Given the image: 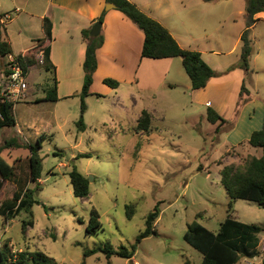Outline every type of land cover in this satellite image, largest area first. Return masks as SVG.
Returning a JSON list of instances; mask_svg holds the SVG:
<instances>
[{"label":"rangeland","instance_id":"obj_1","mask_svg":"<svg viewBox=\"0 0 264 264\" xmlns=\"http://www.w3.org/2000/svg\"><path fill=\"white\" fill-rule=\"evenodd\" d=\"M213 61L211 69L218 74L229 72L238 59L235 54H224ZM30 69L27 94L13 109L16 126L0 129V155L15 166L16 178L26 181L28 150H1V146L11 138L23 145L34 143L44 134L46 139L38 151L41 189L35 192L38 203L32 207L31 215L21 213L10 221L0 216L1 249L6 244L10 254L25 249L41 251L58 264H200V253L183 240L187 226L195 221L217 232L230 210L235 220L256 224L263 230L258 254L242 257L237 264H264V208L229 199L220 182L224 165H240L248 155L259 156V150L242 145L238 134L233 137L241 144L228 149V132L216 133L217 126L191 116L189 110L157 116L150 130L142 133L131 111L127 114L126 99L125 104L113 109V93L86 97L83 122L112 112L115 122L79 132L69 121L79 115V97L35 103L51 86V78L44 67ZM96 89L97 93L102 90ZM120 92L126 94V89ZM239 104L229 123L235 121ZM73 166L89 182L86 199L73 195L68 177ZM28 188L34 185L28 184ZM15 189L14 183L3 182L0 203L11 198ZM157 205L160 215L154 225L155 234L137 245L132 262L116 256L107 260L103 253L83 257L85 250L106 241L114 249H130L145 229L146 216ZM127 206H133L131 219L126 216ZM92 207L99 215L101 228L97 234L88 235L85 229ZM29 220L33 226L23 233L22 222Z\"/></svg>","mask_w":264,"mask_h":264},{"label":"crops","instance_id":"obj_2","mask_svg":"<svg viewBox=\"0 0 264 264\" xmlns=\"http://www.w3.org/2000/svg\"><path fill=\"white\" fill-rule=\"evenodd\" d=\"M128 1L167 29L181 49L200 53L210 68L215 56L235 54L239 61L241 35L247 26L246 0ZM106 5L105 0H0V15L8 16L4 36L12 55H27L38 40L49 48L51 71L47 74L56 80L57 96L63 101L79 97L86 51L82 31L90 30L103 15L100 31L103 44L96 51L97 69L89 96L104 97L113 93V109L120 103L125 104L126 99L130 108H126L127 114L131 111L136 125L144 110L151 114L152 126L155 117H164L168 111L178 109L189 110L191 116L204 121L207 109L212 108L225 120L218 133L228 132L227 148L239 147L241 143L235 141L238 134L242 136L239 142L252 149L248 140L254 131L262 128L264 119V13L255 15L257 21L249 30L252 50L249 73L238 68L237 61L229 72L218 73V77L210 79L204 89L192 91L182 60L142 58V31L115 8L106 10ZM44 19L51 24L50 40L45 36ZM107 78L117 81L118 88L104 85L102 81ZM242 86L246 92L241 95ZM97 87L101 92L97 93ZM122 88L126 89V94L120 92ZM43 93L41 99L45 97V90ZM239 101H243L242 105ZM238 104L241 106L237 117L233 124L229 123ZM113 115L114 112L100 113L91 122L84 119L85 130L90 126L113 124ZM78 118L79 115L69 121L76 127ZM212 125L218 127V123ZM253 149L260 151L256 156L260 157L261 149Z\"/></svg>","mask_w":264,"mask_h":264},{"label":"trees","instance_id":"obj_3","mask_svg":"<svg viewBox=\"0 0 264 264\" xmlns=\"http://www.w3.org/2000/svg\"><path fill=\"white\" fill-rule=\"evenodd\" d=\"M107 4H112L116 10L124 14L132 23H134L144 34V42L141 50V57L152 60H162L170 58H180L182 67L188 76L191 83L192 91H199L206 87L208 81L216 76V74L201 58L200 53L194 51L183 50L179 47L174 38L170 35L167 29L155 20L142 13L134 4L128 0H105ZM211 2L214 0H205ZM264 13V0H246V30L241 35V54L238 68L245 73H249V56L251 55V43L249 40V30L256 23L255 15ZM3 16L0 15V69L3 68L4 58L12 54L10 44L4 36ZM103 22V15L97 20ZM43 28L47 40H50L51 24L44 19ZM82 38L86 42L85 58L83 63L84 80L82 90L79 94L80 99V114L76 122V128L79 132L85 131L83 122L86 106L84 99L90 95V87L93 83V75L97 69L96 51L103 44V37L99 35L92 37L90 30L82 31ZM36 46L27 52V55L22 59L17 55V60L23 70L27 73L29 69L35 65L33 53L43 49L45 54L44 70L51 71L48 59L49 48L42 41H36ZM233 67L230 68L233 69ZM102 83L111 89H116L119 83L113 79H104ZM246 90L242 86L240 94ZM96 97H100L94 94ZM57 82L54 78L51 79V86L45 89V97L35 103L58 102ZM14 106L9 103L0 102V129L13 128L16 126V120L13 115ZM207 121L210 124H217L216 133L225 120L217 114L212 108H208L206 112ZM151 114L147 111H142L137 120V129L142 133H147L151 126ZM46 139L44 134L38 136L34 143L28 142L21 144L17 138L6 140L1 146V150H16L26 149L29 152L27 157L28 178L26 181L16 178L15 166L9 164L0 155V191L3 182L14 183L15 191L11 198L0 203V216L5 221H10L18 217L21 213L31 215L32 207L37 204L35 192L40 190L41 178V158L38 151L42 148V142ZM250 147L261 149L260 157L248 155L244 158L240 165L227 164L220 170L221 185L224 188L227 196L231 200H243L257 204L264 208V119L260 130L254 131L249 140ZM88 157V156H86ZM70 185L74 197L86 199L89 196V182L76 169L72 167L68 173ZM28 184H33L34 188H28ZM126 216L131 219L133 214V206L126 207ZM160 215L159 205L146 216L145 229L136 237L134 244L130 249L119 247L114 249L110 242L106 241L102 246H96L92 249L85 250L84 258L103 253L107 260L112 256H116L132 262L137 245L145 238L154 235V225ZM33 226V221L22 222V232L24 233L28 227ZM101 225L99 223V215L92 207L88 225L85 229L86 234H97ZM262 228L256 224H245L235 220L231 216V211H227V216L220 223L217 232L208 230L203 225L192 222L187 226L186 232L183 234V240L186 244L196 250L202 256L200 264H237L242 257L252 258L257 253V248L260 244L259 235L262 233ZM8 245L0 248V264H58L54 259L48 257L41 251L31 252L28 249L19 250L14 254H10L7 249ZM85 264V261L81 262ZM108 264H110L108 262Z\"/></svg>","mask_w":264,"mask_h":264},{"label":"built area","instance_id":"obj_4","mask_svg":"<svg viewBox=\"0 0 264 264\" xmlns=\"http://www.w3.org/2000/svg\"><path fill=\"white\" fill-rule=\"evenodd\" d=\"M8 19L3 16L2 22ZM36 46L34 44L33 48ZM33 58L38 67L45 66V54L41 49L33 53ZM22 59L26 54L19 55ZM28 72L26 73L16 55L9 54L4 58L3 68L0 70V102L12 104L14 107L20 103L28 91Z\"/></svg>","mask_w":264,"mask_h":264},{"label":"water","instance_id":"obj_5","mask_svg":"<svg viewBox=\"0 0 264 264\" xmlns=\"http://www.w3.org/2000/svg\"><path fill=\"white\" fill-rule=\"evenodd\" d=\"M115 8L112 4H107L106 5V10H109V9H113ZM101 26H102V23L101 22H96L90 29V35L92 37H97L100 35V31H101Z\"/></svg>","mask_w":264,"mask_h":264}]
</instances>
